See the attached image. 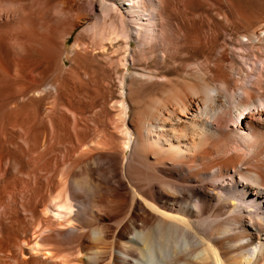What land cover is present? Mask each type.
I'll list each match as a JSON object with an SVG mask.
<instances>
[{"label": "bare ground", "instance_id": "1", "mask_svg": "<svg viewBox=\"0 0 264 264\" xmlns=\"http://www.w3.org/2000/svg\"><path fill=\"white\" fill-rule=\"evenodd\" d=\"M0 264H264V0H0Z\"/></svg>", "mask_w": 264, "mask_h": 264}, {"label": "rangeland", "instance_id": "2", "mask_svg": "<svg viewBox=\"0 0 264 264\" xmlns=\"http://www.w3.org/2000/svg\"><path fill=\"white\" fill-rule=\"evenodd\" d=\"M53 1H55V0H52V2H53ZM72 47H73V43H72V42H69V44L67 45V49H68V50H71ZM62 228H64V227H62ZM64 229H67V227L64 228Z\"/></svg>", "mask_w": 264, "mask_h": 264}]
</instances>
